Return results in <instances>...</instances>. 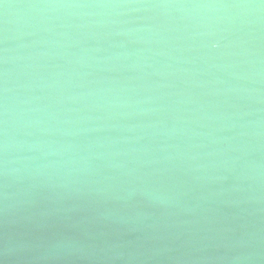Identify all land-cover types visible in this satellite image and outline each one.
<instances>
[{
	"label": "water",
	"instance_id": "water-1",
	"mask_svg": "<svg viewBox=\"0 0 264 264\" xmlns=\"http://www.w3.org/2000/svg\"><path fill=\"white\" fill-rule=\"evenodd\" d=\"M0 264H264V0H0Z\"/></svg>",
	"mask_w": 264,
	"mask_h": 264
}]
</instances>
